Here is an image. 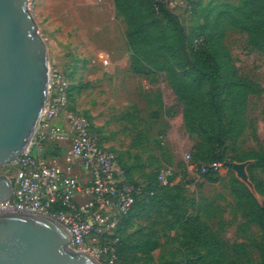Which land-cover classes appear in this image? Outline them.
I'll return each instance as SVG.
<instances>
[{
	"label": "rangeland",
	"instance_id": "1",
	"mask_svg": "<svg viewBox=\"0 0 264 264\" xmlns=\"http://www.w3.org/2000/svg\"><path fill=\"white\" fill-rule=\"evenodd\" d=\"M210 1L239 3L202 0L204 4ZM113 3L114 0L28 1V11L47 49L49 73L57 71L67 78L75 109L89 117L94 131L117 153L132 179L145 183L156 173L171 172V185L179 184L184 195L198 201L196 209L220 236L231 260L258 264L262 234L235 208L229 186V178L235 176L259 203L263 201L249 179L250 161L221 166L215 182L203 179L191 162L196 135L188 133L183 118L179 119L183 104L175 98L164 74L149 73L144 65L140 72L130 69L126 24L123 17L113 15ZM172 12L188 31L192 18L179 5L174 4ZM224 44L239 75L263 89L247 102L245 128L231 154L264 150V53L252 49L246 35L234 29L226 32ZM187 51L190 54L191 49ZM63 156L61 148L48 146L46 157L50 161L58 162ZM1 174L10 180L13 172L9 163L0 165ZM255 174L264 186V170H256ZM168 218L158 221L155 214H147L143 205L132 212L119 233L135 247L128 264H183L172 257V248L166 244L165 237L171 234Z\"/></svg>",
	"mask_w": 264,
	"mask_h": 264
},
{
	"label": "trees",
	"instance_id": "2",
	"mask_svg": "<svg viewBox=\"0 0 264 264\" xmlns=\"http://www.w3.org/2000/svg\"><path fill=\"white\" fill-rule=\"evenodd\" d=\"M114 7L116 15L123 17L126 24L124 34L130 69L140 72L144 65L149 73L164 74L175 98L183 104L185 129L196 135L191 162L200 171V165L211 162L230 165L250 161L249 179L263 201L259 203L248 186L235 176L229 178V186L235 208L262 234L263 248L258 264H264V186L255 174L256 170H264V150L231 154L245 128L243 115L247 102L263 89L239 75L224 44L226 32L234 29L246 35L252 49L264 53V0H239L238 4L212 1L204 4L196 0L188 31L163 2L114 0ZM70 89V107L75 109ZM124 169L129 181L143 187V193L117 229L119 264H128L135 249L127 238L119 237L120 230L132 212L142 205L158 221L169 217L166 223L171 226V234L165 237L166 244L172 248V257L179 258L181 263L237 264L231 260L220 236L199 214L198 201L184 195L179 184L171 185L173 177L169 175L163 182L156 173L141 183ZM201 174L208 182L216 181L217 171L209 169Z\"/></svg>",
	"mask_w": 264,
	"mask_h": 264
},
{
	"label": "built area",
	"instance_id": "3",
	"mask_svg": "<svg viewBox=\"0 0 264 264\" xmlns=\"http://www.w3.org/2000/svg\"><path fill=\"white\" fill-rule=\"evenodd\" d=\"M156 1L171 11L174 4L179 5L190 16L196 0ZM69 89L63 74L49 73L38 125L24 151L9 163L11 197L0 201V213L16 211L53 218L69 234L71 249L91 255L98 264H119L117 229L143 187L129 181L117 153L94 131L88 116L70 107ZM49 145L64 151L58 162L46 157ZM221 166L220 162L202 164L200 172L217 171ZM76 167L81 175L75 172ZM159 175L166 182L171 172Z\"/></svg>",
	"mask_w": 264,
	"mask_h": 264
},
{
	"label": "water",
	"instance_id": "4",
	"mask_svg": "<svg viewBox=\"0 0 264 264\" xmlns=\"http://www.w3.org/2000/svg\"><path fill=\"white\" fill-rule=\"evenodd\" d=\"M28 1L0 0V165L27 147L47 96V49ZM10 197V180L1 174L0 201ZM32 215L38 214L0 213V264H96L69 247L70 236L62 225Z\"/></svg>",
	"mask_w": 264,
	"mask_h": 264
},
{
	"label": "bare ground",
	"instance_id": "5",
	"mask_svg": "<svg viewBox=\"0 0 264 264\" xmlns=\"http://www.w3.org/2000/svg\"><path fill=\"white\" fill-rule=\"evenodd\" d=\"M32 216L37 217V218H40V219H42V220H45V221H47V222L53 224L54 226H57V227L61 228V227H60L61 224H60V222L57 221V220L54 221V220H52V219H49V218H46V217H42V216H38V215H32Z\"/></svg>",
	"mask_w": 264,
	"mask_h": 264
},
{
	"label": "crops",
	"instance_id": "6",
	"mask_svg": "<svg viewBox=\"0 0 264 264\" xmlns=\"http://www.w3.org/2000/svg\"><path fill=\"white\" fill-rule=\"evenodd\" d=\"M112 13H113V15H116V10H115V7H114V3L112 4ZM124 33H125V31H124ZM181 118V120H182V116L181 117H179V119ZM75 172L77 173V174H80V172H81V170H80V168L79 167H76V170H75ZM81 175V174H80ZM85 198H83V197H77V200H79V201H83Z\"/></svg>",
	"mask_w": 264,
	"mask_h": 264
}]
</instances>
